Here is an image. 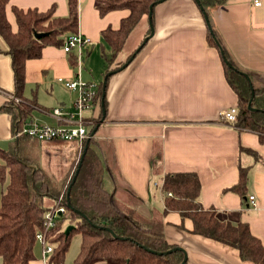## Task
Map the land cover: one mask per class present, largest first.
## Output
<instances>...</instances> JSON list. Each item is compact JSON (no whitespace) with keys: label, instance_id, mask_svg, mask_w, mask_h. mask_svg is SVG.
I'll list each match as a JSON object with an SVG mask.
<instances>
[{"label":"crops","instance_id":"0c3cea01","mask_svg":"<svg viewBox=\"0 0 264 264\" xmlns=\"http://www.w3.org/2000/svg\"><path fill=\"white\" fill-rule=\"evenodd\" d=\"M10 1L7 16L13 30L17 28L13 5L44 10L54 4L56 15H68V0ZM79 13V31L91 43L75 46L71 53H66L63 46L47 45L41 57L30 58L26 63L24 95L29 101L35 97L38 102L30 117L41 124L58 123L52 114L55 108L74 110L78 91L64 84L76 78L69 56L81 51L84 57L97 44L108 48L109 53L102 30L118 26L130 12L119 8L101 14L96 0H79ZM209 13L217 34L237 64L263 73L264 0L260 6L250 0H228L210 7ZM141 25L145 37L150 28L148 20L144 18L138 27ZM153 25L155 31L149 41L133 59H126L127 66L120 68L123 64H117L115 67L119 68L106 81L105 118L95 133L99 140L108 141L104 148L111 170L106 171L105 185L109 177V190L151 217L154 206L163 207L162 190L161 202H157L152 184L156 178L161 179L159 173L196 171L202 184L203 206L216 208L233 223L246 222L264 245V167L240 151L243 145L264 156V143L255 132L229 125L220 117L222 111L236 106L237 95L225 78L221 53L208 44L203 12L195 0H166L154 8ZM6 50L0 35V107L15 89ZM82 66L83 63L76 69L81 79L88 82ZM100 111L101 104L97 102L86 115L98 116ZM14 138L12 117L1 111L0 147ZM159 151L162 160L157 172L154 162ZM240 166L250 168L244 195L229 190L237 184ZM252 195L255 203L249 200ZM166 219L168 240L185 249L189 264H249L242 261L234 247L193 234L190 218L184 219V228L179 226L182 217L178 212H169ZM45 258L36 257L32 263L48 264Z\"/></svg>","mask_w":264,"mask_h":264},{"label":"trees","instance_id":"16d2710c","mask_svg":"<svg viewBox=\"0 0 264 264\" xmlns=\"http://www.w3.org/2000/svg\"><path fill=\"white\" fill-rule=\"evenodd\" d=\"M158 1L96 0V7L101 14L119 8H127L130 12L121 19L118 26L102 30V38L110 47V57L104 54L109 67L106 69L107 74L119 68H110V65L123 51L130 33L144 18L148 20L149 6L155 3V8L160 3ZM227 1L195 0L199 9L203 6L208 12L210 23L209 8ZM10 2L0 0V35L7 45L6 52L10 56L14 74L15 89L10 94L21 101L8 97L0 107V112H6L12 117L15 133L14 140L7 144V148L0 147V182L6 184L0 202L1 264H33L38 232L45 233L53 247V251L47 256L48 264L64 263L72 238L78 232L81 235V247L75 264H181L184 251L178 249V244L168 240L164 229L169 212L181 214L179 226L182 228L184 219L190 218L193 221V234H200L237 249L242 261L264 264V245L251 233L246 222L233 223L227 216L217 212L216 208L203 206L200 199L202 184L196 171L159 173L163 207L159 209L154 206L152 216L148 217L137 205L128 203L105 187L106 171L111 170L104 148L108 141L99 140L96 134L85 140L83 145L76 141H40L22 132L25 120L31 118L33 107L38 105L35 97L29 101L24 95L26 63L30 58L41 57L45 46H63L65 36L79 31V0H68L67 16L56 15L54 4L44 10L13 5L16 30H13L7 16ZM152 21L154 22V14ZM212 27L214 34L207 29L208 44L219 50L214 37L219 39L225 52L223 56L219 50L225 78L237 95L236 106L239 111L235 125L239 129L255 132L264 143V72L246 70L239 66L217 34L213 23ZM150 31L149 28L147 33ZM36 32L48 33L37 38ZM131 54L127 61L131 59ZM76 56L73 53L69 57L78 76L80 72L76 69ZM227 61L232 66H228ZM110 76H107V80ZM105 85L103 82L97 85L96 103L101 104V111L94 117L96 122L91 126V132L104 116L103 108L107 105L106 94L103 96L107 88V84ZM252 88L255 95L252 105L257 111L248 108ZM86 147L83 162L76 175L80 157ZM240 151L252 156L255 163L264 167V156L256 149L242 145ZM155 156L157 171L158 162L162 160L161 152H156ZM239 168L237 184L229 190L244 195L249 184L250 168ZM75 175L76 179L73 181ZM68 190L72 208L80 210L84 216L67 205ZM58 204L66 206L67 211L59 217L55 226L47 229L46 216ZM65 221H68L67 225H64ZM68 225H73L74 228L67 234L65 228ZM169 249L171 252L166 254L157 253ZM186 264H189L188 260Z\"/></svg>","mask_w":264,"mask_h":264},{"label":"built area","instance_id":"2783aa9c","mask_svg":"<svg viewBox=\"0 0 264 264\" xmlns=\"http://www.w3.org/2000/svg\"><path fill=\"white\" fill-rule=\"evenodd\" d=\"M254 6H260L262 0H250ZM63 50L69 53L75 46H85L90 42L88 36H84L80 31L69 34L64 37ZM77 65L81 66L84 62V57L81 51L77 54ZM65 86L71 90H77L78 95L75 98V105L73 111H65L63 108H55L52 111L53 116L57 119L56 125L41 124L36 119H32L25 123L22 128V132L29 134L30 136L40 140H63L67 142H77L80 145L90 137L91 126L96 122L95 115L88 116L86 113L92 111L96 105V95L98 93V84L91 81L85 82L81 79L80 73L73 80L65 81ZM7 97L14 98L12 94L8 93ZM19 101V99L17 100ZM237 106L231 107L222 111L220 117L226 123L235 124L238 114ZM157 184V183H156ZM161 185V184H160ZM162 186V185H161ZM170 194V193H168ZM250 202L255 203L254 195L249 196ZM60 203V202H59ZM67 211L66 206L58 204L55 209L49 212L46 216L47 221L45 225L47 229L57 224L59 217ZM42 241L44 248L43 255L47 257L53 251V247L48 242L47 235L43 232H38L37 240Z\"/></svg>","mask_w":264,"mask_h":264},{"label":"rangeland","instance_id":"374dc122","mask_svg":"<svg viewBox=\"0 0 264 264\" xmlns=\"http://www.w3.org/2000/svg\"><path fill=\"white\" fill-rule=\"evenodd\" d=\"M143 30H144V26L141 25V27H138L132 33V35L128 39V43L126 45V48L123 50L122 53H120L118 55V57L116 58V61L110 65V68L115 67L117 64H119V65L124 64L127 57H128V54L131 53V51L136 50L139 47V45L143 42V39H144V37H143L144 31ZM104 54L106 56L110 57V52L108 53V48L102 49V44L101 45L97 44L95 47H93L91 49V51L88 54L85 53V55H84L85 59L83 62V66L81 68H82V71L84 73L85 78L86 79L88 78V81H91L95 84H98V83H101L104 81L106 74H107L106 69L109 68ZM18 99H19V101H21V99L18 97L15 98V101H17ZM227 124L236 126L235 124H230V123H227ZM3 147L7 148V143H5L1 146V148H3ZM156 169H159V166H157ZM111 183H112L111 179H109V177L106 178V185L107 186L105 185V187L112 188V187H110ZM153 183H154V190L153 191L156 192L155 193L156 201L161 202V200H160V194H161L160 188L162 190V186L159 185V184H161V181L158 178H156L155 181L152 182V184ZM5 185L6 184L3 185V183L0 182V202H1L2 192L5 189ZM67 224H68V221L67 222L65 221L64 225H67ZM80 241H81V235L78 232V233L74 234V236L72 238L69 249L66 252L63 264H75V259L78 256L79 251H80V247H81ZM34 248H35V255L38 258V260H40V259L43 260L42 256H43L44 248L42 245V241L38 239L35 243ZM45 260L47 261L46 258H45ZM0 264H1V257H0ZM249 264H253V263H249Z\"/></svg>","mask_w":264,"mask_h":264},{"label":"water","instance_id":"95a60500","mask_svg":"<svg viewBox=\"0 0 264 264\" xmlns=\"http://www.w3.org/2000/svg\"><path fill=\"white\" fill-rule=\"evenodd\" d=\"M163 1H165V0H159L158 2H163ZM154 6H155V3H152V4L149 6L148 25H150V30H151V31H150V33H148L147 35H145V37H144V39H143V40H144L143 43H142L141 45H139V47L134 51V53H133L132 56H131V59L134 58L135 54H136L138 51H140V50L142 49V47L145 45V43H147V42L149 41L148 39H150V38L153 36V34H154L155 27H154V25H153V21H152V19H153V14H154V11H153ZM200 9H201L202 12H203L205 22H206V24L208 25V28H209L210 32H211L212 34H214L213 27H212V23H210V20H209L208 12L206 11V9H204L203 6L200 7ZM47 33H48V32H43V33H38V32H36V33H35V36H36L37 38H40V37H43V35H45V34H47ZM214 38H215V40H216V43H217V45H218V47H219L220 52H221L222 55L224 56V55H225V52H223V47H222V45H221L219 39H217L216 37H214ZM127 64H128V62L124 63L122 66H120V68H124L125 66H127ZM227 65H228V66H232L231 63H230L229 61H227ZM115 72H116L115 70H114V71H110V72L106 75V77H105V79H104V85L106 84L107 76H108V75H111V74H113V73H115ZM244 75H245L247 78H249V75H248L247 73H244ZM105 86H106V85H105ZM104 95H105V93H103V96H104ZM251 95H252V96H251V98H250V101H249V104H248V108L251 109V110H253V111H257L258 109H256V108L253 107V105H252V102H253V99H254V96H255V95H254V89H253V88H252ZM104 112H105V109H103V113H104ZM104 118H105V115L103 116L102 120L97 124V126L94 128V130H92V132H91V134H90V137L95 135V133H96L97 130H98V129H97L98 126H99L101 123L104 122ZM90 137H89V138H90ZM86 149H87V147L85 148L84 152L82 153V155H81V157H80L81 160H80V162H79V166H78L77 169H76V172H75L76 175H77V172H78V170H79V167L81 166V164H82V162H83V157H84V154H85V152H86ZM76 175H75L73 181L76 179ZM69 188H70V186H69ZM69 188H68V189H69ZM69 190H70V189H69ZM69 190H68V192H67L66 203H67V205H68L72 210H74V209L72 208V206H71V203H69ZM74 211L77 212V213H79L81 216H84V214H83L80 210H74ZM73 228H74L73 225H68V226H66V228H65V232L68 234V233H70V231H71ZM101 228L103 229L104 227H101ZM107 230L110 231L115 237H117L116 233H115L114 231H112L111 228L107 227ZM178 249L184 251V257H183L184 259L182 260L181 264H186V261L188 260V257H187V253H186L185 249H184L182 246H181V247H178ZM168 252H171V249H169V250H167V251H165V252H157V253L160 254V255H163V254H166V253H168Z\"/></svg>","mask_w":264,"mask_h":264}]
</instances>
